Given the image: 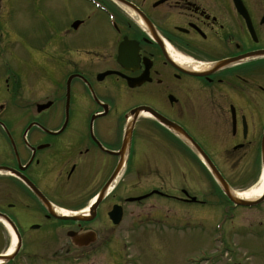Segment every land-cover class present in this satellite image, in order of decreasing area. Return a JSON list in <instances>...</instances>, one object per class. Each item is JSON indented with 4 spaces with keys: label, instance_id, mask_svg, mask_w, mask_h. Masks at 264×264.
Masks as SVG:
<instances>
[{
    "label": "flooded vegetation",
    "instance_id": "af4514ba",
    "mask_svg": "<svg viewBox=\"0 0 264 264\" xmlns=\"http://www.w3.org/2000/svg\"><path fill=\"white\" fill-rule=\"evenodd\" d=\"M5 7L48 19L0 57V264H122L123 238L190 205L188 140L222 176L260 155L264 0Z\"/></svg>",
    "mask_w": 264,
    "mask_h": 264
},
{
    "label": "rangeland",
    "instance_id": "374dc122",
    "mask_svg": "<svg viewBox=\"0 0 264 264\" xmlns=\"http://www.w3.org/2000/svg\"><path fill=\"white\" fill-rule=\"evenodd\" d=\"M36 14L8 11L6 7L0 11V57L8 55V44L12 41L17 46H25L31 55L35 53L28 46L39 47L38 30L46 28L43 24L48 19ZM50 17L53 19V12ZM8 27L26 33L17 36ZM216 160L221 164L222 161ZM191 164L190 195L197 197L203 205L160 207L158 213L162 225L140 237L122 239V264L124 261L126 264L128 258L136 259L134 264H264V202L252 208H234L225 204L207 174L194 161ZM261 176L260 155H245L235 165L233 175L226 178L238 192L258 183ZM167 212L173 222L168 225L160 218ZM115 258L113 256L111 260L116 262ZM93 262L108 264L99 256ZM86 263L92 264V259Z\"/></svg>",
    "mask_w": 264,
    "mask_h": 264
},
{
    "label": "water",
    "instance_id": "95a60500",
    "mask_svg": "<svg viewBox=\"0 0 264 264\" xmlns=\"http://www.w3.org/2000/svg\"><path fill=\"white\" fill-rule=\"evenodd\" d=\"M261 161H262V166H263V173H264V137H263V142H262V148H261ZM201 160L204 162V164L207 166L209 171L211 172L214 180L217 182V184L220 186L222 192L226 196V198L232 202L234 205L237 206H243V207H252L260 204L264 200V194L262 195L261 198L258 200H251V201H243V200H238L235 197L231 196L230 189L228 188L227 184L224 182V180L221 178V176L218 174V172L215 170V168L212 166V164L209 162V160L205 157V155H199Z\"/></svg>",
    "mask_w": 264,
    "mask_h": 264
},
{
    "label": "bare ground",
    "instance_id": "6f19581e",
    "mask_svg": "<svg viewBox=\"0 0 264 264\" xmlns=\"http://www.w3.org/2000/svg\"><path fill=\"white\" fill-rule=\"evenodd\" d=\"M174 60L179 64H183L182 60L177 56H174ZM229 188L231 189L230 195L235 197L236 199L243 201L253 200L255 198H259L262 195V192L264 190V179L261 176L258 183L254 184L252 187L246 188L244 191L236 192L233 190V187H229ZM227 202L232 203L229 200H227Z\"/></svg>",
    "mask_w": 264,
    "mask_h": 264
}]
</instances>
